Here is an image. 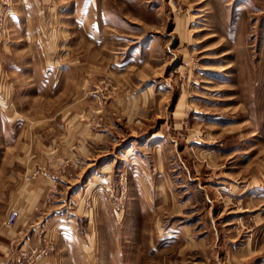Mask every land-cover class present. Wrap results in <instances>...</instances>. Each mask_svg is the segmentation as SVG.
Returning <instances> with one entry per match:
<instances>
[{"label": "rangeland", "instance_id": "rangeland-1", "mask_svg": "<svg viewBox=\"0 0 264 264\" xmlns=\"http://www.w3.org/2000/svg\"><path fill=\"white\" fill-rule=\"evenodd\" d=\"M0 264H264V0H0Z\"/></svg>", "mask_w": 264, "mask_h": 264}, {"label": "crops", "instance_id": "crops-1", "mask_svg": "<svg viewBox=\"0 0 264 264\" xmlns=\"http://www.w3.org/2000/svg\"><path fill=\"white\" fill-rule=\"evenodd\" d=\"M34 142V141H33ZM21 162V161H20ZM23 162V163H22ZM22 164L23 168L25 170L29 169L32 166V161L30 160V157L26 156L25 158L22 159ZM12 181H14L15 177L13 178V175L15 174L19 181L16 180L18 183V187L14 191V193L10 192L12 195V198L10 200H17L14 202V204L17 206L16 208L18 209V212L20 214L19 220L17 222L20 223L23 222L24 219L32 217L34 215V205L36 203V200L42 196L43 194V189L40 187H44L46 184H51L49 180H43V181H33L31 183L25 184L24 182L21 181V176L19 177L18 171H13L12 172ZM46 189V186H45Z\"/></svg>", "mask_w": 264, "mask_h": 264}, {"label": "built area", "instance_id": "built-area-1", "mask_svg": "<svg viewBox=\"0 0 264 264\" xmlns=\"http://www.w3.org/2000/svg\"><path fill=\"white\" fill-rule=\"evenodd\" d=\"M18 213L15 210H11L8 212L6 219L4 220L5 225L6 226H11L14 225L17 219ZM42 253H45V251L43 252V250L41 251ZM48 252V251H47Z\"/></svg>", "mask_w": 264, "mask_h": 264}]
</instances>
